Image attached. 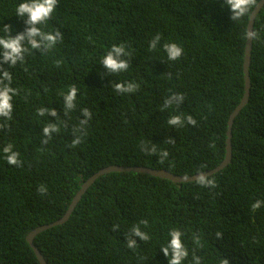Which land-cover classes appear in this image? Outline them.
Wrapping results in <instances>:
<instances>
[{
    "label": "trees",
    "instance_id": "16d2710c",
    "mask_svg": "<svg viewBox=\"0 0 264 264\" xmlns=\"http://www.w3.org/2000/svg\"><path fill=\"white\" fill-rule=\"evenodd\" d=\"M23 2L0 0V37L6 25L13 38L25 31L27 18L16 16ZM251 12L233 21L225 0H58L52 18L38 27L59 31L62 41L43 53L25 42L23 63L0 64L18 91L12 119L0 118L6 125L0 128V264H39L26 236L61 219L81 185L106 167L142 166L190 177L222 162L229 116L243 96ZM253 30L259 38L252 40L249 101L232 125L230 164L209 177L216 187L136 173L103 175L63 225L34 238L46 264H169L161 248L174 229L189 252L183 264H194V255L201 264H264V204L252 209L264 201V6ZM171 43L183 49L176 61L163 47ZM120 44L130 53L123 57L129 68L109 74L101 61ZM128 82L139 89L114 90L115 83ZM73 85L76 107L66 114L63 97ZM174 94L183 95V102L164 108ZM41 108L57 116H40ZM85 108L92 118L72 148ZM174 115L183 127L168 124ZM189 115L195 126L187 123ZM48 124L59 132L43 144ZM8 144L22 166L7 163ZM145 146H154L155 154ZM162 151L169 153L163 163ZM41 184L48 189L44 196L37 191ZM134 225L150 239L132 236L138 245L132 250L126 244Z\"/></svg>",
    "mask_w": 264,
    "mask_h": 264
},
{
    "label": "clouds",
    "instance_id": "9594fccd",
    "mask_svg": "<svg viewBox=\"0 0 264 264\" xmlns=\"http://www.w3.org/2000/svg\"><path fill=\"white\" fill-rule=\"evenodd\" d=\"M225 3L231 10V19L233 21H239L246 15H248L252 9L258 6V0H225ZM58 5V0H27V2L20 3L16 8V16L20 18L26 17L25 20L26 28L23 33L16 35L14 38L10 35L11 29L9 26L4 27V31L6 35L4 37H0V56H2V61L0 64L6 63L10 67H14L18 62H24V53L28 51L27 48L24 47L25 42L30 45L31 49L40 50L43 52H48L54 46L61 42L63 37L59 31H55L54 33H45L43 32L38 25L46 24L52 18L53 12L56 10ZM246 36L250 40L258 39V33L256 31H248ZM160 35H156L153 40L150 42V49L155 50L157 45L160 42ZM164 50L167 53L168 59L172 61L178 60L182 54L183 49L175 43L164 44ZM130 53L125 51V46L120 44L119 46L113 45L112 48L107 52V54L103 57L101 63L104 68L107 69V73H120L125 72L129 68V63L123 57L129 56ZM60 61H57V66H59ZM0 118H3L5 121L12 119V111L13 104L12 99L13 96L18 94V91L9 86L12 81L11 73L0 68ZM5 81L8 83L6 84ZM114 90L117 93L125 94V93H133L139 89V85L136 83L128 82V83H115L113 85ZM77 88L73 85L70 87L68 93L64 95V103L66 114L67 111L72 110L76 107V98H77ZM184 100V96L181 94H174L170 96L164 102V108H169L173 105V102H176V105H179ZM49 114L51 116L56 117V111L52 109H44L41 108L38 110V115L44 116L45 114ZM82 115L85 119L80 120V128L74 131L76 138L72 141L70 147L75 148L82 142V135L76 134H86L85 126L89 123L92 118L91 112L85 108L82 110ZM187 123L189 125L195 126L197 121L191 116H187ZM171 126H179L183 127L184 120L179 115H174L169 118L167 121ZM6 125L0 124V128L5 127ZM59 132V128L56 125L48 124L43 128V135L46 137L42 141L43 144H47L48 141L52 138V133ZM168 143H175L172 139L167 141ZM149 155L155 154L156 148L153 146L151 148H147L146 146L143 149ZM3 152L5 154V159L9 165L20 167L22 166V162L18 159L19 153L13 151V145L8 144L3 148ZM160 162L163 163L164 160L167 159L169 153L167 151L160 152ZM196 183L201 187H216V182L214 179H210L204 172H199L196 176ZM38 193L41 196L47 194L48 189L45 185L41 184L37 189ZM264 201H256L252 204V209L255 211L259 209ZM147 220L140 221V224L147 226ZM118 225L113 226V230H118ZM170 240L166 246L161 248L165 257H170L169 264H183L189 255L188 249L184 245L181 237L182 233L179 230H172L170 233ZM134 236L138 238L140 241H148L150 239L149 235L142 231L139 225H134L131 229V232L128 236V242L126 247L128 249H136L138 247L136 240L131 237ZM217 238H220L222 234L220 232L216 233ZM195 239V238H194ZM196 243L199 244V240L196 239ZM194 264H201V260L197 256H193ZM221 264H229L227 259H223Z\"/></svg>",
    "mask_w": 264,
    "mask_h": 264
},
{
    "label": "water",
    "instance_id": "95a60500",
    "mask_svg": "<svg viewBox=\"0 0 264 264\" xmlns=\"http://www.w3.org/2000/svg\"><path fill=\"white\" fill-rule=\"evenodd\" d=\"M264 6V0H260L258 2V6L255 7L248 20L247 24V32L253 31V26L255 22V18L257 17L258 13L261 11V9ZM251 49H252V40L248 39L246 36V44L244 49V57H243V83H244V89H243V96L239 102V104L235 107L233 112L229 116L228 120V131H227V138H226V147H225V156L222 162L215 167L212 170L204 172L208 177L216 174L217 172L223 170L226 168L230 162H231V132H232V125L234 122V119L238 116V114L242 111V109L247 105L249 101L250 96V77H249V67H250V60H251ZM108 173H136V174H142L151 176L154 178L164 179L167 181H170L174 184H184V183H190V182H196V175L190 176V177H180L176 176L170 172H167L162 169H151L146 167H119V166H109L106 167L99 172L92 175L87 181H85L80 189L77 191L75 196L73 197L72 201L70 202L65 214L61 219L47 224L40 227L35 228L32 230L27 236H26V242L28 243L29 247L34 252L38 263L39 264H46L43 256L40 254V252L37 250V248L34 245V238L39 235L40 233L49 230L53 227L61 226L63 225L68 218L70 217L71 213L73 212L74 208L80 201L81 197L85 194V192L89 189V187L101 176L106 175Z\"/></svg>",
    "mask_w": 264,
    "mask_h": 264
}]
</instances>
